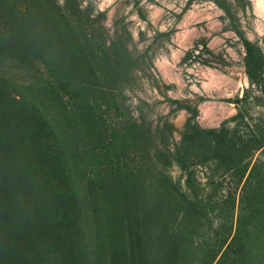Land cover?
I'll return each mask as SVG.
<instances>
[{
	"label": "trees",
	"instance_id": "1",
	"mask_svg": "<svg viewBox=\"0 0 264 264\" xmlns=\"http://www.w3.org/2000/svg\"><path fill=\"white\" fill-rule=\"evenodd\" d=\"M9 6L0 7L7 20L0 24V49L7 47L24 64L32 59L45 65L47 86L36 91L50 90L45 101L56 103L60 121L55 129L30 90L0 78V264H245L264 258V108L254 116L264 103V51L258 44L244 39L252 87L237 97V113L217 129L188 124L174 149L163 141L173 129L166 122L158 147L140 124L122 121L117 128L110 122L113 130L106 133V103L118 102L122 66L133 58L127 49L106 52L96 28L79 23V5L18 0ZM88 121L92 130L83 131ZM140 145L148 158L154 150L164 167L152 173L162 200L146 193L152 168L138 165L132 147ZM174 165L186 173L196 199L203 168L212 188L233 181L235 191L221 198L226 203L234 196L233 209L242 186L233 237L232 231L223 239L208 235L212 243L195 244L196 234L209 231L200 217L207 206L201 213L180 192L164 172ZM233 209L224 211L226 218ZM176 215L188 232L169 233Z\"/></svg>",
	"mask_w": 264,
	"mask_h": 264
},
{
	"label": "rangeland",
	"instance_id": "2",
	"mask_svg": "<svg viewBox=\"0 0 264 264\" xmlns=\"http://www.w3.org/2000/svg\"><path fill=\"white\" fill-rule=\"evenodd\" d=\"M15 1L18 0H0V7H11ZM55 1L63 8L79 5L82 9L79 23L81 26L88 23L96 28L95 34L100 43L106 44V52L108 47L114 53L116 49L124 52L127 49L133 56L122 66L125 71L120 78L118 102L115 106L106 103V133L113 130L110 122L116 123L117 128L122 121L140 124L156 146H163V141H166L174 149L190 129L188 124L220 128L224 121L237 113V97H241L246 88L252 87L244 63V39L258 44L264 51V0H219L225 8L217 0ZM2 10L0 24L7 21L2 16ZM6 48L0 49V78L11 77L22 91L30 90L56 129L59 127L60 112L56 103L45 101L50 96V90L44 87L43 91H36L41 86H47L49 74L45 65L38 61L31 63L32 59L24 64L21 56ZM110 64L116 69V63ZM253 90V93L261 95L256 87ZM260 108H264V103L254 108L255 117ZM166 122L173 129L172 133L165 134L167 137L162 141L160 135ZM81 128L91 131L92 124L88 121L84 126L82 122ZM74 130L77 135V124ZM145 146L132 147V150H136L140 167L149 165L152 168L146 177L149 184L145 189L147 195L162 200L163 189L155 188L158 181L152 173L163 171L164 167L154 155V150L150 152L151 158L146 157L147 151L140 149ZM164 172L172 177L180 192L192 200L194 208L202 213L201 207L205 210L207 206L200 217L209 226V231L207 234H196L195 244L201 240L212 243L213 240L205 238L208 235L223 239L232 231L233 237L239 223L242 186L235 195L233 209L234 196L229 197L230 202L226 203L221 199L227 190L235 191L233 181L227 179L219 188H212L206 174L209 170L203 168L197 179L199 186L196 193L199 197L196 199L187 187L186 173L179 166L174 165ZM84 181L87 182L88 178ZM81 182L83 191L86 182ZM153 183L152 188L150 185ZM231 209L233 216L226 218L224 211L230 213ZM173 220L169 233L189 231L185 229L181 215H176ZM206 257L205 254L203 262H207ZM249 259L245 264H264V258Z\"/></svg>",
	"mask_w": 264,
	"mask_h": 264
}]
</instances>
